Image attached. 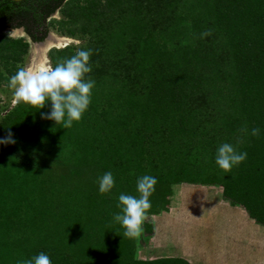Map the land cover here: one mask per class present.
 Returning <instances> with one entry per match:
<instances>
[{"label":"trees","instance_id":"trees-1","mask_svg":"<svg viewBox=\"0 0 264 264\" xmlns=\"http://www.w3.org/2000/svg\"><path fill=\"white\" fill-rule=\"evenodd\" d=\"M15 28L29 40L4 32ZM50 30L78 41L49 48L51 65L91 49L95 85L69 129L42 118L50 101L0 115V139L15 141L0 144V264L40 253L52 264H192L138 255L172 193H152L138 239L114 221L144 175L173 192L218 185L264 227V0H0V83ZM224 143L247 153L229 172L215 163ZM107 172L114 187L101 194Z\"/></svg>","mask_w":264,"mask_h":264},{"label":"rangeland","instance_id":"rangeland-1","mask_svg":"<svg viewBox=\"0 0 264 264\" xmlns=\"http://www.w3.org/2000/svg\"><path fill=\"white\" fill-rule=\"evenodd\" d=\"M53 16L57 18L59 14L55 12ZM49 33L60 37L54 30H50ZM7 34L10 36H23L19 29L8 31ZM70 41L74 43L78 42L69 37L65 39V43ZM52 46L58 48L62 44L56 42L55 44H51ZM34 49L36 47L29 49L23 67L28 68L36 66L39 63L37 60H34L36 53ZM40 55L44 63L47 60V56L43 48L40 50ZM47 63L49 62L44 63V66ZM0 88H4L0 90V105L6 106L0 111V115H2L5 109L8 110L12 106L13 94L4 82L0 83ZM20 120L22 121L23 117ZM37 121L36 119L35 122ZM30 126L32 128L36 127L35 124H30ZM130 178L134 179L132 174ZM155 187L158 190L154 192L172 193L169 198L170 203L175 201L180 208L179 214L171 212L177 215L176 217L179 219L178 229L181 227L183 231H178V233L180 232L179 234L175 233L174 224L177 219L174 220L165 213L159 216L151 214L150 219H152L154 227L153 233L150 234L145 242L138 246V255L142 254L146 256L145 261H152L177 254L176 252L179 253L180 250L183 252L190 250L191 254L189 256L193 258L196 256L204 258L212 255L214 261L211 259V264H243L242 261L235 259L232 253L244 251L243 257L247 259L248 264H264L263 261L259 260L264 259V227L252 222L247 214L243 213L237 206L229 205L222 198L220 194L221 188L218 185L207 186L203 184L181 183L177 188L175 186L174 192L173 186L169 189L167 185L159 186L156 184ZM133 188L136 189V184ZM134 189H128L127 194L137 196V192L133 194ZM151 205L156 207L157 201L156 204H153L152 201ZM182 209H184L183 212ZM182 214L186 217L183 215L182 218H179L178 215ZM191 214H193V218H190ZM191 231H193L192 234L190 233ZM182 233H184V236L181 235ZM181 238H185L184 240L188 243V246L186 244L185 246L183 245V239ZM220 240H225V242L219 244L218 241ZM229 257L234 261H229L227 259Z\"/></svg>","mask_w":264,"mask_h":264},{"label":"clouds","instance_id":"clouds-1","mask_svg":"<svg viewBox=\"0 0 264 264\" xmlns=\"http://www.w3.org/2000/svg\"><path fill=\"white\" fill-rule=\"evenodd\" d=\"M26 37L22 28H15ZM9 30V31H13ZM6 34L8 30L4 31ZM206 32L203 35H210ZM53 39L60 41L61 47L65 43L66 36H54L47 34ZM44 41L30 42V48L42 44ZM71 42V41H70ZM55 44V43H52ZM45 51L51 48V45L42 47ZM91 49L78 50L70 58L58 60L55 67L51 65L48 58L45 66L19 67L14 75L8 79L6 87L12 91L13 105L26 104L38 109L44 108L47 102H51V111L48 114H42L43 119L53 120L56 125H62V128L69 129L74 121H79L83 113L87 110L91 102V90L95 81L90 77L85 79L86 74L92 71L89 64ZM4 89V88H0ZM252 136L259 135V129L253 128ZM15 143L8 137L0 139V144ZM247 158L246 152H238L236 148L229 143H224L218 147L215 156V163L224 172L231 171L233 166L239 165ZM114 178L111 172L105 173L98 180L99 192L105 194L114 187ZM157 179L153 176L144 175L136 182L137 196L120 194L117 207L120 212L114 215L113 219L124 228L123 235L130 239H138L143 233V223L151 209L150 196L155 191ZM23 264H52L49 256L40 253L31 259L25 260Z\"/></svg>","mask_w":264,"mask_h":264},{"label":"crops","instance_id":"crops-1","mask_svg":"<svg viewBox=\"0 0 264 264\" xmlns=\"http://www.w3.org/2000/svg\"><path fill=\"white\" fill-rule=\"evenodd\" d=\"M172 199H173V197H172ZM176 200V199H175ZM179 206H178V204L174 201V202H171V203H169V211L168 210H164V211H161L160 213H158L157 214V216H159V215H161L162 213H165L168 217H172L174 220L175 219H177V215L176 214H179ZM183 210L184 209H182V212H183ZM171 211H173L174 213H176V214H173V212H171ZM193 214H195L194 212H192ZM193 214H191L190 215V218H193ZM184 214H182V215H178V217L180 218H182V216H183ZM184 217H186L185 215H184ZM189 218V217H188ZM201 220H202V218H200ZM178 221H179V219H177L176 220V222H175V224H174V231H175V229H176V231H175V233L176 234H179L178 233V231H183L182 229H181V227L178 229ZM178 229V230H177ZM173 233V232H172ZM185 233H186V231H185ZM181 235H183L184 236V233H182ZM189 236V235H188ZM173 237V236H172ZM185 237H187L186 235H185ZM181 239H183V245L185 246V244L188 246V243L184 240L185 238H181ZM223 240V239H222ZM222 240H220V241H218V243L219 244H222V242L224 243L225 242V240L224 241H222ZM244 252V251H243ZM243 252H241V251H236L235 253L233 252L232 253V255H233V257L235 258V259H238L239 261H242L243 262V264H248V261H247V259H245V257H243ZM177 254H179L183 259H185V260H187L188 262H190V263H192V264H211V259L214 261V259H213V256L212 255H208L207 257H202V256H196V257H191V256H189L190 254H191V252H190V250H186L185 252H183L182 250H180L179 251V253L178 252H176ZM228 257V256H227ZM240 257H242V258H240ZM229 261H234V260H232L231 259V257H229V258H227ZM255 260H257V259H255ZM260 261H263L264 262V259H259ZM215 264V263H214ZM255 264H260V263H255Z\"/></svg>","mask_w":264,"mask_h":264},{"label":"bare ground","instance_id":"bare-ground-1","mask_svg":"<svg viewBox=\"0 0 264 264\" xmlns=\"http://www.w3.org/2000/svg\"><path fill=\"white\" fill-rule=\"evenodd\" d=\"M52 40L50 41L49 40V42L48 43H46V42H44V43H42L41 45H37L36 47L38 48L39 47V49L41 50L42 49V47L44 46V45H51V42H53L54 40L56 41V42H64V40H62V38H60V39H53V38H51ZM55 42V43H56ZM34 60H37L39 63H37V61H36V66H44V63H43V61L41 60V55H40V53H38V54H36L35 55V58H34Z\"/></svg>","mask_w":264,"mask_h":264},{"label":"flooded vegetation","instance_id":"flooded-vegetation-1","mask_svg":"<svg viewBox=\"0 0 264 264\" xmlns=\"http://www.w3.org/2000/svg\"><path fill=\"white\" fill-rule=\"evenodd\" d=\"M49 40L51 41L52 39H51L50 36L47 35L42 41L48 43ZM44 42H43V43H44ZM55 42H56V41L54 40L53 42H51V44H52V43H55ZM35 47H36V46H35ZM34 50H35V52H36L35 55L38 54V53H40V49H39V48L36 47V49H34Z\"/></svg>","mask_w":264,"mask_h":264},{"label":"water","instance_id":"water-1","mask_svg":"<svg viewBox=\"0 0 264 264\" xmlns=\"http://www.w3.org/2000/svg\"><path fill=\"white\" fill-rule=\"evenodd\" d=\"M41 45V44H40ZM44 47V46H43Z\"/></svg>","mask_w":264,"mask_h":264}]
</instances>
